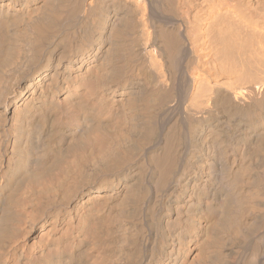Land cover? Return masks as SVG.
Here are the masks:
<instances>
[{
	"label": "bare ground",
	"instance_id": "1",
	"mask_svg": "<svg viewBox=\"0 0 264 264\" xmlns=\"http://www.w3.org/2000/svg\"><path fill=\"white\" fill-rule=\"evenodd\" d=\"M0 264H264V0H0Z\"/></svg>",
	"mask_w": 264,
	"mask_h": 264
}]
</instances>
